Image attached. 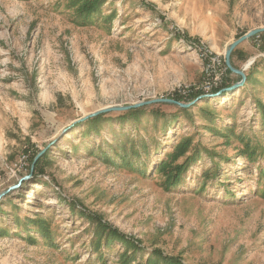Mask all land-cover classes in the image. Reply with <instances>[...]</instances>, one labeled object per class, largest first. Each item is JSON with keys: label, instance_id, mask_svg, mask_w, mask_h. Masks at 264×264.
Returning <instances> with one entry per match:
<instances>
[{"label": "rangeland", "instance_id": "374dc122", "mask_svg": "<svg viewBox=\"0 0 264 264\" xmlns=\"http://www.w3.org/2000/svg\"><path fill=\"white\" fill-rule=\"evenodd\" d=\"M80 4L0 0V264H126L117 241L94 249L86 213L141 241L129 264L154 250L183 264H264V46L251 38L232 53L244 86L226 93L241 81L232 74L194 98L205 75L187 45L225 62L264 28V0H103L88 17ZM175 96L194 105L81 121Z\"/></svg>", "mask_w": 264, "mask_h": 264}, {"label": "trees", "instance_id": "16d2710c", "mask_svg": "<svg viewBox=\"0 0 264 264\" xmlns=\"http://www.w3.org/2000/svg\"><path fill=\"white\" fill-rule=\"evenodd\" d=\"M80 1H81V4L79 6V11L82 15H86L88 17L98 11L99 6L101 5L103 0H80ZM259 36L263 38L264 40V33L259 34ZM234 55L239 56L241 55V52L235 49L233 51L232 57ZM231 75L232 73L228 70V76H231ZM224 85L226 87L229 86L227 83ZM199 95L201 94H197L194 98H197ZM174 99L177 101H182L179 98V96H175ZM259 107L262 110V115H263L262 120H263V127H264V105L262 103H259ZM142 109L143 108L132 109L130 111L124 112V114L120 116V119H124V120L135 119V121H138L140 120V115L143 111ZM181 110L184 112L188 111V109H181ZM202 111H205V110H202ZM106 115L107 114H102L95 118H91L84 124L89 126L90 129L91 127L101 125ZM190 145L191 143L187 142L184 146H181L180 148L178 147L177 149L179 152L177 153L175 159L185 155ZM123 161L127 162L128 158L123 157ZM170 165L171 163L169 164L165 163L166 167ZM184 167H185L184 165H180V166H176L175 168H172L169 170L168 175H169L170 184H172L174 180H177V181L180 180V178H178L177 175L179 174V172L181 173ZM35 170H38V164L35 165ZM84 215L90 222L95 224V229H96L95 236H94V249L95 250H98L102 245H106V244L111 245L114 241H117L125 246L126 254L124 255L123 261L124 262L126 261V264L131 263V261L133 260L132 259L133 257L131 256V254L142 251V247L140 245L141 241L139 242L137 240H134L131 237H128L127 235L122 233L119 229L114 228L112 225L108 224L107 222H104L103 219L96 214L86 213ZM34 223L39 224L40 228H44L45 230H47L45 222L36 221ZM145 264H183V262L178 258L165 255L161 250H154L152 254L150 255V257L146 260Z\"/></svg>", "mask_w": 264, "mask_h": 264}, {"label": "water", "instance_id": "95a60500", "mask_svg": "<svg viewBox=\"0 0 264 264\" xmlns=\"http://www.w3.org/2000/svg\"><path fill=\"white\" fill-rule=\"evenodd\" d=\"M262 33H264V28L263 29H257V30L251 31L248 34H246L245 36H243L240 39H238L237 41L233 42L229 46V48H228V50L226 52V55H225V63H226V66H227L228 70L232 74L238 75L241 78V81L239 83H236L232 87L227 88L226 90H224V91H226V93L232 92V91H234L236 89L241 88L242 86H244V84L246 83V80H247V77H246V74H245V69H236L233 66L232 62H231V55H232L233 51L239 45H241L242 43H244L247 40H249L251 38H254L255 36H257L259 34H262ZM153 104H171V105H175V106H178L180 108H183V109H188L192 105H194V102L185 104V103H182V102L177 101L175 99L159 98V99L150 100V101H147V102H141V103L134 104V105H130V106H116V107H111V108H105V109L99 110V111H97V112L89 115L88 117H85L81 121H84V120H87V119H91V118H95V117H97L99 115L106 114V113H111V112H127V111H130L132 109H138V108L145 107V106H149V105H153ZM13 188H16V187H13Z\"/></svg>", "mask_w": 264, "mask_h": 264}, {"label": "built area", "instance_id": "2783aa9c", "mask_svg": "<svg viewBox=\"0 0 264 264\" xmlns=\"http://www.w3.org/2000/svg\"><path fill=\"white\" fill-rule=\"evenodd\" d=\"M254 40L257 48L264 46V40L259 35L255 36ZM187 45L189 49L197 53L205 75V79L195 89V93L208 94L221 88L228 77V68L225 62L206 48L195 46L193 43H188ZM262 54L264 56V53Z\"/></svg>", "mask_w": 264, "mask_h": 264}, {"label": "crops", "instance_id": "0c3cea01", "mask_svg": "<svg viewBox=\"0 0 264 264\" xmlns=\"http://www.w3.org/2000/svg\"><path fill=\"white\" fill-rule=\"evenodd\" d=\"M242 45H245V44H242ZM242 48L244 49L242 51L247 52L249 54L250 58H252L251 56H253V54H254L253 50L252 49L249 50V48H245V46H242ZM255 55H256V53H255Z\"/></svg>", "mask_w": 264, "mask_h": 264}, {"label": "bare ground", "instance_id": "6f19581e", "mask_svg": "<svg viewBox=\"0 0 264 264\" xmlns=\"http://www.w3.org/2000/svg\"><path fill=\"white\" fill-rule=\"evenodd\" d=\"M252 63V62H251ZM251 63H247L246 67H249L251 65Z\"/></svg>", "mask_w": 264, "mask_h": 264}]
</instances>
